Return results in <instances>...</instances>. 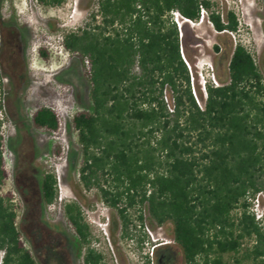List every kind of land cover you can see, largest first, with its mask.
Masks as SVG:
<instances>
[{
	"label": "trees",
	"instance_id": "1",
	"mask_svg": "<svg viewBox=\"0 0 264 264\" xmlns=\"http://www.w3.org/2000/svg\"><path fill=\"white\" fill-rule=\"evenodd\" d=\"M65 1L35 0L45 8ZM215 6L97 0L86 25L64 34L63 48L81 60L89 85V105L69 121L79 148L78 199L62 204L82 264H105L91 247L81 206L83 191L91 190L116 213L122 238H136L141 249L149 240L147 219L169 227L173 243L154 248V264H264V222L251 210L264 195L263 74L236 43L226 77L216 75V86L204 82L197 96L185 57L192 60L173 16L179 13L183 26L196 23L203 8L215 31L237 32L235 14L226 12L222 20ZM40 54L48 58L45 49ZM2 111L0 96V264H38L19 229L20 204L7 187L12 172ZM30 122L51 137L62 130L60 116L47 106L35 109ZM65 151L51 140L52 159ZM58 185L54 170L41 174L36 202L42 212L57 203ZM33 224L41 263L70 264L63 238L46 222Z\"/></svg>",
	"mask_w": 264,
	"mask_h": 264
},
{
	"label": "rangeland",
	"instance_id": "2",
	"mask_svg": "<svg viewBox=\"0 0 264 264\" xmlns=\"http://www.w3.org/2000/svg\"><path fill=\"white\" fill-rule=\"evenodd\" d=\"M236 2L238 30L233 34L218 33L207 18L184 26L179 20L180 26L177 24L192 60L185 57L197 96L199 88L203 92L204 82L210 80L216 86V75L226 77L236 43L251 52L264 77V1ZM96 8L97 0H66L61 6L50 8L39 6L35 0H0L4 153L12 172L7 187L14 190L20 204L19 229L38 264L42 263L38 253L40 243L33 235L35 220L48 223L63 238L70 264H82L75 237L64 220L62 204L78 199L79 148L69 121L80 108L89 105V85L81 60L64 50L62 40L64 34L83 28ZM40 49L46 50L47 59L42 57ZM41 106L53 109L59 116L62 114V130L57 135L41 134L32 127L30 115ZM51 140H58L66 147L59 161L49 156ZM50 170L58 176V201L42 212L36 202L38 180ZM83 195L86 200L81 206L92 231L91 247L103 253L105 264H145L146 256L154 264L151 244L148 248L144 244L141 249L136 238L132 242L122 238L116 213L100 200L97 192L83 191ZM159 228L147 219L145 233L150 242L151 232L155 237L172 240L169 227ZM178 264H182L181 260Z\"/></svg>",
	"mask_w": 264,
	"mask_h": 264
},
{
	"label": "built area",
	"instance_id": "3",
	"mask_svg": "<svg viewBox=\"0 0 264 264\" xmlns=\"http://www.w3.org/2000/svg\"><path fill=\"white\" fill-rule=\"evenodd\" d=\"M205 1H210V2L217 3L216 6H215V10H216L217 13H220L222 20H224L225 13L231 11V12H233L235 14V16L237 18V21H238V5H237L236 0H205ZM239 2H241V0H239ZM173 16H174L175 22L180 26L179 20L182 19L180 14L177 13V12H174ZM207 16H208L207 12L202 8L201 9V17H200L201 20H204L205 18H207V22L212 26V24L209 22ZM228 33H230V32H228ZM231 34H233V33H231ZM1 86H2V83L0 81V96H1V99H2V88H1ZM261 197L263 198L262 199L263 200V204L261 202ZM251 210L254 213L255 218H256L257 221H262L263 220V222H264V195L259 194L257 196V198L253 201V206H252ZM159 229L162 230L163 228L160 227ZM151 241L152 242H150V240H147L146 243H145L147 248H148V246L150 244L152 246L151 254H150L151 258L153 257V251H154L155 247H157L159 245H167V244L173 243V240H168L167 238L155 237V235L152 232H151ZM146 255H148V254H146Z\"/></svg>",
	"mask_w": 264,
	"mask_h": 264
},
{
	"label": "bare ground",
	"instance_id": "4",
	"mask_svg": "<svg viewBox=\"0 0 264 264\" xmlns=\"http://www.w3.org/2000/svg\"><path fill=\"white\" fill-rule=\"evenodd\" d=\"M60 116H62V114Z\"/></svg>",
	"mask_w": 264,
	"mask_h": 264
},
{
	"label": "water",
	"instance_id": "5",
	"mask_svg": "<svg viewBox=\"0 0 264 264\" xmlns=\"http://www.w3.org/2000/svg\"><path fill=\"white\" fill-rule=\"evenodd\" d=\"M188 22V21H187Z\"/></svg>",
	"mask_w": 264,
	"mask_h": 264
}]
</instances>
